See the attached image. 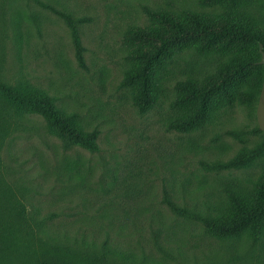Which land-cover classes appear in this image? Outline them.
Returning a JSON list of instances; mask_svg holds the SVG:
<instances>
[{"label":"rangeland","instance_id":"rangeland-1","mask_svg":"<svg viewBox=\"0 0 264 264\" xmlns=\"http://www.w3.org/2000/svg\"><path fill=\"white\" fill-rule=\"evenodd\" d=\"M145 8L221 12L201 0H0V81L43 88L85 130L100 131L93 151L67 144L40 115H28L0 137V189L13 193L15 205L7 223L21 232L16 252L5 239L13 245L0 264H120L100 258L105 245L132 253L135 264H264V232L216 237L164 201L167 191L180 206L208 213L225 202L226 188L248 190L264 156L228 171L201 162L264 144V134L250 132L256 109L241 105L218 110L191 133L166 129L176 83L213 72L218 54L175 56L160 76L154 107L138 111L122 85L130 67L124 35L150 24ZM58 11L83 19L77 28L84 67ZM251 11L264 21L262 8ZM7 193L0 194V211Z\"/></svg>","mask_w":264,"mask_h":264},{"label":"trees","instance_id":"trees-1","mask_svg":"<svg viewBox=\"0 0 264 264\" xmlns=\"http://www.w3.org/2000/svg\"><path fill=\"white\" fill-rule=\"evenodd\" d=\"M201 3L218 7L221 12L209 14L186 11L179 14L145 8L150 24L133 26L124 35L126 59L130 67L124 73L122 85L130 89L133 105L141 113L148 112L156 104L160 76L175 56L194 50L202 55L218 54L222 57L215 70L204 78L179 80L176 83V95L169 103L174 117L167 122V130L191 133L203 128L218 110L235 105L254 106L256 109L261 93L264 65L259 61L260 43L264 46V21L251 9L259 7L264 11V0H201ZM58 14L71 27L76 57L84 67V46L77 28V23L83 19L73 18L65 12L58 11ZM0 92L4 99V105L0 107V137L10 132L16 124V118L40 115L50 132L67 144L98 150L99 129L85 130L75 116L58 106L55 98L45 89L28 82L6 84L0 81ZM250 132L264 134L258 125ZM232 134L239 137L237 133ZM262 156L264 144L255 148L243 146L231 158L202 161L201 165L209 171L242 169ZM3 192L8 191L0 189V194ZM225 195L222 206L208 213L180 206L167 191L164 201L175 214L198 219L206 232L216 237L262 234L264 167L248 190L241 192L226 188ZM3 199L5 205L0 211V263L7 254L4 251L13 245L6 243L5 239L13 240V252H16L14 236L21 235L17 227L7 223L15 206L13 193L8 192ZM100 258L120 259V264H135L137 260L132 253L112 250L107 245ZM92 261L104 264L98 259Z\"/></svg>","mask_w":264,"mask_h":264},{"label":"water","instance_id":"water-1","mask_svg":"<svg viewBox=\"0 0 264 264\" xmlns=\"http://www.w3.org/2000/svg\"><path fill=\"white\" fill-rule=\"evenodd\" d=\"M260 53L261 59L259 63L264 65V46L262 43H260ZM256 119L260 130L264 132V79L261 88V93L259 95V99L256 106Z\"/></svg>","mask_w":264,"mask_h":264}]
</instances>
